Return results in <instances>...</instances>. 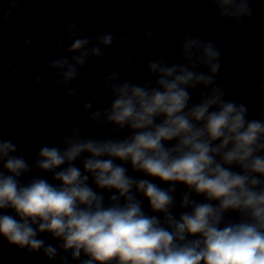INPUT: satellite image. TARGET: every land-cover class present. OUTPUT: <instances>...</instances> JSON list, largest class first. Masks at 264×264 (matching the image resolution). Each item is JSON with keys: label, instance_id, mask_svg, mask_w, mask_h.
<instances>
[{"label": "clouds", "instance_id": "clouds-1", "mask_svg": "<svg viewBox=\"0 0 264 264\" xmlns=\"http://www.w3.org/2000/svg\"><path fill=\"white\" fill-rule=\"evenodd\" d=\"M22 2L11 0L0 25ZM205 2L217 20L249 32L251 0ZM64 15L70 22L51 42L66 54L42 72L0 56V78L11 71L35 85L51 81L61 104L76 100L75 122L50 123L44 135L55 143L34 154L0 133V239L59 264H264V111L250 117L247 103L229 98L217 80L221 49L203 29L183 34L180 62L149 59L137 83L124 77L156 38L151 28L129 24L143 33L130 40L82 25L79 7ZM34 38H25L22 55ZM114 44L128 50L119 70L110 66ZM90 63L99 66L93 76L103 69L110 94L102 108L82 91ZM256 93L264 98V82Z\"/></svg>", "mask_w": 264, "mask_h": 264}]
</instances>
